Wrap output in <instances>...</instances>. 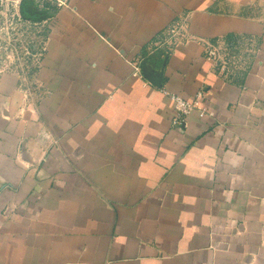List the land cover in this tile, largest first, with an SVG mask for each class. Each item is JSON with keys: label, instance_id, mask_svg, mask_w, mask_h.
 <instances>
[{"label": "crops", "instance_id": "crops-1", "mask_svg": "<svg viewBox=\"0 0 264 264\" xmlns=\"http://www.w3.org/2000/svg\"><path fill=\"white\" fill-rule=\"evenodd\" d=\"M45 3L33 81L0 68V264H264V0Z\"/></svg>", "mask_w": 264, "mask_h": 264}, {"label": "rangeland", "instance_id": "rangeland-1", "mask_svg": "<svg viewBox=\"0 0 264 264\" xmlns=\"http://www.w3.org/2000/svg\"><path fill=\"white\" fill-rule=\"evenodd\" d=\"M51 15L42 0H9L8 5L0 6V68L23 83L33 81Z\"/></svg>", "mask_w": 264, "mask_h": 264}, {"label": "built area", "instance_id": "built-area-1", "mask_svg": "<svg viewBox=\"0 0 264 264\" xmlns=\"http://www.w3.org/2000/svg\"><path fill=\"white\" fill-rule=\"evenodd\" d=\"M48 1H52V0H42L43 3L48 2ZM8 2L9 0H0V3L2 6L8 5ZM60 4H62V2H60ZM17 15L19 19H21V16L18 12H17ZM178 30L179 29L173 28L172 33L177 34ZM207 56L210 60H214L217 63H219L218 61H220L222 64L220 63L219 64L222 65V68H224V64H225L224 58L221 57L220 51L216 46L209 44V47L207 50ZM140 74H141V67L138 65L136 68L135 75L140 76ZM165 93L169 95L175 103L176 114L173 119L174 126L179 127V128L182 127L184 125L185 119L192 112H194V110L198 109L202 117L207 114L206 107L204 106V100L207 98V92L205 91V89L199 91L194 100H188V99L183 98L182 96L170 94L168 92H165Z\"/></svg>", "mask_w": 264, "mask_h": 264}, {"label": "water", "instance_id": "water-1", "mask_svg": "<svg viewBox=\"0 0 264 264\" xmlns=\"http://www.w3.org/2000/svg\"><path fill=\"white\" fill-rule=\"evenodd\" d=\"M149 79H150V81H151L153 84H155L156 86H158V87H161V86H162V84H161V79H160V78H159V79H155L154 76H151V75H150Z\"/></svg>", "mask_w": 264, "mask_h": 264}]
</instances>
